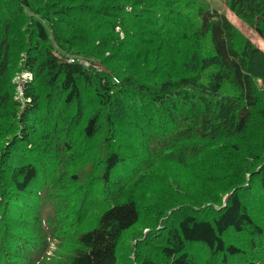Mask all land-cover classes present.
Wrapping results in <instances>:
<instances>
[{
  "label": "trees",
  "instance_id": "1",
  "mask_svg": "<svg viewBox=\"0 0 264 264\" xmlns=\"http://www.w3.org/2000/svg\"><path fill=\"white\" fill-rule=\"evenodd\" d=\"M225 1L264 41V0ZM74 56L102 57L105 71ZM16 63L31 74L20 97ZM260 134L264 51L208 0H0V264H59L44 263L49 247L32 231L58 234L69 264H119L149 217L138 264H264V148L241 146ZM11 153L21 157L5 166ZM158 183L162 215L140 192ZM19 194L36 207L34 225L9 218ZM98 201L108 205L76 236Z\"/></svg>",
  "mask_w": 264,
  "mask_h": 264
},
{
  "label": "rangeland",
  "instance_id": "2",
  "mask_svg": "<svg viewBox=\"0 0 264 264\" xmlns=\"http://www.w3.org/2000/svg\"><path fill=\"white\" fill-rule=\"evenodd\" d=\"M208 2L210 3V6L212 9H216L218 10L220 13H225L227 14V16L231 19V21L239 28L241 29V31L249 38L252 39L253 43L259 47L261 50L264 51V41L257 35V33H255V31L250 28L246 23H244L242 20H240L239 18H237L235 15H233L231 12H229L228 7L226 6V1L225 0H208ZM11 7H13V5H11ZM28 22V19L25 20ZM19 22V20H18ZM20 22H24V19H20ZM18 27H20V23H17ZM17 24H15V28L17 29ZM118 30V29H117ZM121 36L123 37L124 34L121 33ZM15 37L20 38L18 36ZM74 58H78L80 59L86 66H96V68L98 69H103V71H105V65L103 63H101L103 61L102 57H98V56H93V57H85V56H74ZM101 60V61H100ZM22 70L19 73V64L16 63L15 65V82L17 83V85H19L18 88V92H17V96H22V85L21 82H23L24 79L26 78H31V74L26 72L23 67L21 66ZM117 77V76H116ZM131 102V100L128 102L127 105V109L130 113H132V109L131 106L129 105V103ZM85 103H89V95L86 96V101ZM19 109V107H18ZM38 122V120H37ZM40 125V124H39ZM231 144V142H230ZM136 145V144H135ZM241 146L242 149L248 148V149H252L255 153V155H260L261 154H256L257 150H260L262 148H264V134H260L257 135L255 137L249 136L246 137L243 141H241ZM154 154H162V150L161 149H157L156 151H154ZM21 156L18 153H11V158L9 159L8 162H6L5 166L7 165H13L14 163H16V160L18 158H20ZM141 155L132 153L130 155H128L127 157V165H129V168H136L138 166V163L140 161ZM175 163L174 164H154L153 167V171L157 172L159 174H165L166 172L170 173L173 171L179 172L180 168H176L175 167ZM167 168H169L170 170L167 171ZM124 171V169H121L120 172L122 173ZM183 175V174H182ZM84 182V181H83ZM176 180L175 179H171V183L172 185H175V188H177L178 186L175 184ZM174 183V184H173ZM195 184V183H194ZM192 184V185H194ZM150 191H154L155 193H158L159 191V195L161 194V192L163 191V185L161 183H158L155 186H150L147 187L146 189L140 191V192H145L148 193V196L153 197V210L159 212L161 215L165 213V209L163 206V201H158V199L156 198V195H152L150 194ZM139 192V193H140ZM193 192V188H190V193ZM197 192L199 191H194L192 195H197ZM219 192L224 195V193L219 190ZM41 196L44 198L47 197V195H45L44 193L41 194ZM156 200H155V198ZM226 197V196H225ZM225 197L223 199V201L225 200ZM20 201H17V200ZM14 202L13 203H17V205L10 211L9 214V218H14L17 219L18 221H20V225L25 226V225H34V220H33V216H34V212L36 211V207L34 206V208H32V205L30 204V202L28 201V196L24 195V194H19L15 195V197L13 198ZM63 199H62V195L60 197V203H63ZM108 204L106 202L103 201H98V202H94L90 205L86 206L85 209V220L84 222L79 224V231L75 232V235L78 236L80 235L82 232H86L88 230H90L96 223V216L97 214H100L103 212L102 208H104L105 206H107ZM65 206V205H63ZM142 211H146L148 210L147 205L144 202H141L140 204ZM171 213V212H170ZM46 215L47 217L53 218L54 220H58V221H62L61 218L59 217V210L58 208L49 205L48 208L46 209ZM17 216V217H15ZM165 217H163V219H159V222L157 223L158 228L155 231H161L162 229H160L162 227V223ZM155 220L152 219V217L147 218L146 220L142 221L139 225L134 226L131 230V232L128 233V237L125 240L126 245L124 247H122V251H121V256L119 258V264H138L139 259H138V255H137V249L134 248V246L138 243L136 240L140 239L143 240L147 237V235L151 232H154L153 229L151 228V224L154 225ZM156 225V226H157ZM30 237H32V241L31 243H36L38 246L42 244L41 240L44 239V241H46L47 245H48V251H47V256H45L43 258V261L45 263V259L49 258V255L52 256H57L58 259L61 261H59V264H69L70 262V247L68 245H60V242L63 241L62 239H59V235L57 234L51 241H47L46 238H44L43 234L37 232H31ZM29 237V238H30ZM21 239H23V237H21ZM19 239V240H21ZM27 239V238H25ZM139 241V240H138ZM25 242H21L19 243L21 247H23V249L26 251V249L28 251L31 252H36L38 249L33 250L30 245L28 244V239ZM26 257H29L26 253ZM55 260V259H52ZM56 261V260H55ZM138 261V262H137ZM63 262V263H62ZM31 264V263H29Z\"/></svg>",
  "mask_w": 264,
  "mask_h": 264
},
{
  "label": "water",
  "instance_id": "3",
  "mask_svg": "<svg viewBox=\"0 0 264 264\" xmlns=\"http://www.w3.org/2000/svg\"><path fill=\"white\" fill-rule=\"evenodd\" d=\"M232 193H233V192H232ZM232 193H230L229 195H227V196L225 197L224 205H225V203L228 201V198L232 195Z\"/></svg>",
  "mask_w": 264,
  "mask_h": 264
},
{
  "label": "built area",
  "instance_id": "4",
  "mask_svg": "<svg viewBox=\"0 0 264 264\" xmlns=\"http://www.w3.org/2000/svg\"><path fill=\"white\" fill-rule=\"evenodd\" d=\"M70 61H73V60H70ZM100 70H103V69H100Z\"/></svg>",
  "mask_w": 264,
  "mask_h": 264
}]
</instances>
